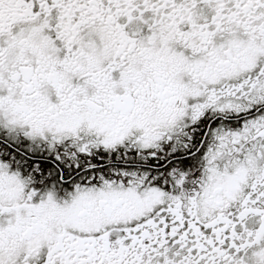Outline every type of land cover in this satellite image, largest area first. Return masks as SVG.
Listing matches in <instances>:
<instances>
[{
  "label": "snow or ice",
  "instance_id": "1",
  "mask_svg": "<svg viewBox=\"0 0 264 264\" xmlns=\"http://www.w3.org/2000/svg\"><path fill=\"white\" fill-rule=\"evenodd\" d=\"M0 264H264V0H0Z\"/></svg>",
  "mask_w": 264,
  "mask_h": 264
}]
</instances>
